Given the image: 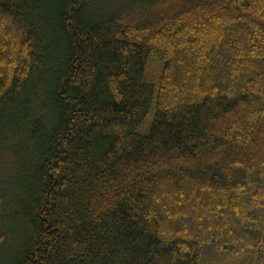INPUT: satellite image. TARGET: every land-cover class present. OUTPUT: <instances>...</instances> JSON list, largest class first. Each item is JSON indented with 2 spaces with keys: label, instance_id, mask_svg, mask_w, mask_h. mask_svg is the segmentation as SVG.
<instances>
[{
  "label": "trees",
  "instance_id": "1",
  "mask_svg": "<svg viewBox=\"0 0 264 264\" xmlns=\"http://www.w3.org/2000/svg\"><path fill=\"white\" fill-rule=\"evenodd\" d=\"M0 264H264V0H0Z\"/></svg>",
  "mask_w": 264,
  "mask_h": 264
}]
</instances>
